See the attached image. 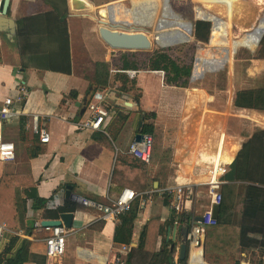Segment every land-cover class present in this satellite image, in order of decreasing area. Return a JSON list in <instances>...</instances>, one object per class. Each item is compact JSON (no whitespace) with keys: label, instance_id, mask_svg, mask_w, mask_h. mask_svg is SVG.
Masks as SVG:
<instances>
[{"label":"crops","instance_id":"crops-1","mask_svg":"<svg viewBox=\"0 0 264 264\" xmlns=\"http://www.w3.org/2000/svg\"><path fill=\"white\" fill-rule=\"evenodd\" d=\"M113 1L85 0L87 7L75 10L71 8L70 0H9L7 14L0 16V105L6 96L13 94L17 82L22 83L28 90L25 100L15 104L19 110L17 115L2 125L3 137L13 142L16 158L13 161H0V168L5 172L31 175L34 187L23 188L22 197L28 196L29 192L46 199L47 202L51 200L58 202L56 208L46 205L33 209V199L28 197L21 224L16 228L7 226L2 233L0 256L13 255L21 241L26 240L29 242L30 253L28 260L23 264H104L112 260L121 244H129L132 248L130 264H152L154 252L162 250L165 245L173 264H181L180 260H184L182 264L204 261L196 260V252L201 254V251L192 246L189 248L187 261L186 258H179L178 245L170 251L174 227L182 238L187 229L181 222L177 226L170 222L174 219V213L170 208V197L168 204L164 203L162 190L177 183L198 184L193 206L200 211L208 204L204 183L210 175L208 172L210 163L214 162V156L219 150L221 135L224 134L221 159L230 163L243 149L244 144L252 140L256 134L259 136V141L264 144V112L234 107L232 89L223 101V105H221L223 98L204 93L202 89H192V92L203 98L206 104L208 103L200 106L194 104L197 106L193 105L188 108L189 110L180 112L179 122L182 121L181 124L185 127L184 134L191 130L192 123L195 125L194 141L170 142L168 136L171 134L172 112H168L162 124L159 122L157 115L159 94L148 88L141 90V83L144 84V80L139 70H126L127 77L135 79V85L131 86L126 82V90L120 89L121 81L116 79L117 72L113 71L119 67L118 57L115 52L113 54V51L108 50L98 37L96 32L98 16L93 18L89 13L94 11V7H103ZM163 1L165 3V0ZM196 1L224 2L227 3L228 9L225 14L227 21L223 20L227 23L226 40L217 38L213 42L208 41L207 46L213 48L215 52L210 53L208 49L200 50L195 64L208 58V62L212 61L217 68L218 64H223L225 60L230 62L237 48L246 47L252 50L257 46L261 30L264 28V16L251 31H244L237 37L233 33V26L250 23L257 12L264 7V0H251L249 4L244 3L243 0ZM132 3L130 9L121 3L122 8L118 13L120 18L117 20L119 24L154 30L168 23H174L169 29L175 26L174 20L167 21L155 17V8L151 2L136 5L133 0ZM114 4L119 3L111 5ZM64 9L67 12L65 22L70 48V73L44 67L55 48L53 38L47 35L45 28L52 27L54 31L63 32L60 17ZM160 13L159 10L158 15ZM178 17L185 20L182 16ZM138 23L140 25H137ZM91 25L95 26V30ZM169 29L164 26L159 32ZM181 29L187 32L189 30L182 27ZM213 29L215 25L211 32H218V28ZM247 32L251 34L248 35ZM173 44L176 43L169 45ZM83 46H95L98 50L97 52L76 51L77 47ZM248 60L250 63L246 68L247 74L244 75L249 79L254 80L257 77L258 81H264V58L253 56ZM96 62L109 63L108 85L97 90L103 92L105 96L103 103L108 108H112L114 113L104 120L99 129L79 130L77 123L88 117L87 105L95 92L93 81ZM204 72L203 69L201 73ZM201 73L194 71L195 79H198ZM139 92L140 95L137 94ZM151 112L155 113L156 117L144 120L143 113ZM118 113L126 119L123 121L118 119L116 116ZM218 118L221 120H217ZM144 122L163 125V145L172 148V161L168 169L161 171L163 175L167 173L168 176L166 179L161 178L160 172H157L159 166L154 165L146 172L147 177H158L157 181H152V188L137 191L130 185L124 187L138 193L131 210L118 220L100 219L98 210L81 205L75 197H83L106 205L118 196L120 193L117 188L118 182L112 181L117 156L129 154L128 146L135 141L136 134L141 133V125ZM34 123L49 133L48 142L39 141L38 134L32 129ZM180 134L181 132H178V136ZM35 149L37 152L34 151ZM196 159H200L204 167L194 163ZM133 168L123 158H119L117 170L125 171L130 175V171H135ZM155 182L157 186H154ZM67 187L70 189L69 196L65 195ZM242 190L239 182L225 181L221 187L223 203L221 208L215 209V214L220 216L223 224H235L239 228L238 242L242 247L239 264H263L264 225L261 224L264 217L261 212H264V207L259 208L262 197L257 201L247 199L243 202ZM140 196L143 197V201ZM250 202V210L246 212L245 207ZM61 208L64 209L62 211L74 212V218L71 227L65 228L68 233L64 254L51 258L45 254L44 238L48 232L41 226L35 227L34 222L57 219L62 212L59 210ZM151 219L158 220L163 225L164 232L158 236L154 248L149 242L145 249L141 250L137 248L139 236ZM247 220H250V223ZM116 229H118L119 241L115 239ZM14 236H17L18 240L8 248ZM213 253L219 255L221 264L234 263V260L224 254ZM206 260V264H213L209 259Z\"/></svg>","mask_w":264,"mask_h":264},{"label":"trees","instance_id":"trees-1","mask_svg":"<svg viewBox=\"0 0 264 264\" xmlns=\"http://www.w3.org/2000/svg\"><path fill=\"white\" fill-rule=\"evenodd\" d=\"M140 1V0H139ZM166 1V0H165ZM203 2L208 7H211L222 14H226L228 5L224 2ZM137 4V0H135ZM101 8L104 12L103 17L107 19L108 15H112L115 21L119 20L118 17L119 10L122 8L121 3L110 5ZM99 10V9H98ZM166 10V9H165ZM98 13V11H97ZM168 13V12H166ZM66 9L60 17V22L62 24V31H54L52 27L45 28L47 35L52 37V41L55 43L54 51L51 52L49 56V61L44 65L46 69L53 71H62L64 73L71 72V63H70V48L68 41V32L65 22ZM207 12L204 10L198 9V17H207ZM59 16V15H58ZM226 20V19H224ZM227 21V20H226ZM226 21H221L220 23L216 22L215 29L218 28V32L210 30V22L197 20L193 26V35L197 40L206 42L209 40L213 42L214 40L222 39L226 40L227 35V23ZM187 23L188 21L185 20ZM138 28V26L136 27ZM213 29V30H215ZM210 33V35H209ZM189 34L187 31L183 30V40L189 39ZM21 36V34L19 33ZM151 40V48L156 47L158 41L154 37H149ZM259 50L256 51L254 57L264 58V35L261 38L259 44ZM56 49V50H55ZM22 50V47H20ZM200 51V50H199ZM201 52V51H200ZM138 52H121L119 55V67L116 72L121 81V90H126V82H129L131 86L135 85L134 78H128L126 70L137 71L143 68H146L150 71H161L163 73V81L165 84H174L176 86L184 87L187 83V79L190 76L191 67L189 64H180L175 61L167 52L163 50L154 51L151 54H147L148 57L146 60H139L136 58ZM145 61V62H143ZM222 65L218 64L217 67ZM203 69L206 71H212L216 68L212 61L208 62V58L204 59L203 62L197 61L194 67L195 73L202 72ZM110 75L109 63L108 62H96L95 63V75L93 81V91H96L98 88H104L108 85V78ZM198 75V74H197ZM195 75V76H197ZM232 105L240 109H253L257 111L264 112V86L254 89H240L238 88L235 91ZM118 119L121 121L125 120V116L121 114H116ZM143 119L148 118L154 119L156 117L155 113H143ZM140 132L151 137V151H150V160L148 163L143 162L136 156L132 154H118L116 164L113 170L112 181L117 183V188L121 191L126 185H130L131 188H134L137 191H143L146 189L152 188V181L158 180V177H147L146 172L148 169L154 165L159 166L162 171L163 169H168V166L171 162L172 157V148L166 147L163 145V127L161 124H155L151 122H144L141 125ZM258 134L255 137L244 144L243 149L237 154V156L232 160L229 165V171L225 174L224 180L228 182H239V187L243 190L242 201H257L262 197V202L259 203V208L264 207V144L261 143L258 139ZM106 138V137H105ZM108 140V138H106ZM109 146L110 142H109ZM35 152L36 149L34 150ZM119 158H123L129 165L134 167L135 171H130L131 174L128 175L125 171L117 170V165L119 164ZM1 167V163H0ZM127 176V177H125ZM125 177V178H124ZM34 182L29 173H14V172H5L0 168V222L6 224L11 228H16L21 224V221L25 215L27 198L30 197L33 199L32 208L39 209L46 206L47 200L44 198L38 197L36 194L27 193L28 196L22 197L21 192L23 188H33ZM113 188V186L111 187ZM229 188V187H227ZM169 195L164 193V203L168 204ZM223 203V197L221 203L216 208H221ZM251 202L248 206L245 207L246 212L250 210ZM65 208V207H64ZM67 209V208H65ZM69 209V207H68ZM73 207L70 208L72 210ZM59 210H64L63 208ZM258 213V212H257ZM260 214V213H259ZM262 217H264V212H261ZM213 216L216 218L217 223L212 226L205 228V236L203 243V256L205 259H209L213 264H221L219 262V255H215L213 252L224 254L226 257L234 260L233 264H239L240 253L242 247L238 242L239 238V228L235 224H223L220 220V216H217L215 212ZM256 216V214H255ZM121 218V216H120ZM251 219V218H247ZM172 220H170L171 223ZM179 221L183 224L185 229H189L188 219L184 215L179 218ZM250 223V220H247ZM222 223V224H221ZM257 224V223H256ZM261 225H264V221ZM116 229V240L117 238ZM164 232L163 225H161L158 220L151 219L143 227L137 248L143 250L147 243L151 242L154 248V244L157 242V238L160 234ZM115 237V236H114ZM18 240L17 236L12 237L9 242L8 248L14 245ZM119 241V240H118ZM29 242L22 240L20 246L11 256H0L1 264H23L29 258L28 250ZM132 248H130L131 251ZM200 251L201 249L198 248ZM197 249V250H198ZM130 251L126 255L125 264H130ZM196 260H203L200 253L196 252ZM152 259L154 262L152 264H173L172 257L168 253L167 245L163 249L155 251ZM184 260L179 262L182 264Z\"/></svg>","mask_w":264,"mask_h":264},{"label":"rangeland","instance_id":"rangeland-1","mask_svg":"<svg viewBox=\"0 0 264 264\" xmlns=\"http://www.w3.org/2000/svg\"><path fill=\"white\" fill-rule=\"evenodd\" d=\"M244 3H248L251 0H243ZM247 1V2H246ZM133 0H114L112 3H122L124 4L127 8H132L133 6ZM147 2H151L154 5L155 8V17H161L166 19L167 21L174 20L175 26L172 29L166 30V31H160V29L154 30L153 28H145L142 27L141 29H145L146 34L149 37H154L155 40L158 41L157 46L154 48H151L149 51H138L136 54V58L139 60H146L148 55L151 54L154 51L158 50H163L167 52L175 61H177L180 64H189L191 67V73L193 72L194 69V64H195V59L197 57V53L199 50H206L208 49L210 53L215 52L213 48L208 47V40L206 42L197 40L195 36L193 35V26L195 21H197L198 17V9L200 8L201 10H204L207 13L213 14L220 19L224 20L226 19L225 15L222 14V12H219L211 7H208L201 1H196V0H169V5L171 8L174 10V12H177L179 16H182L185 18L187 21H191L192 23V31L189 34V39L185 42L178 43L183 40V35H182V29H181V24L185 23V20L182 18H171L169 13H166L167 11L165 10V3L163 0H137L136 5H143ZM249 4V3H248ZM104 7V6H103ZM102 6L95 8L91 16L95 18L97 15L99 18V15L97 13V10L100 8H103ZM111 7V6H110ZM159 10L161 13L158 15ZM165 13V14H164ZM167 14V15H166ZM113 15V14H112ZM264 16V7H262L254 17V19L248 23V24H243L242 26L240 25H234L233 26V33L234 35L240 36L244 31H251L253 27H255L261 17ZM93 24V22H91ZM90 23V24H91ZM95 24V23H94ZM249 26L246 29L244 28L245 26ZM92 28L95 30V26L91 25ZM133 27H137L136 25L133 26H125L128 31H132ZM159 32L155 33L153 32ZM153 33V36H152ZM210 35V33H209ZM263 37V36H262ZM261 41V39H260ZM259 43L254 49H249L246 47H239L237 50L234 52L231 61L226 62L220 69L214 70V71H206L203 73L201 77H199L196 80H191L190 76L187 79V83L184 87L181 86H176L174 84H165L163 81V75L161 72L158 71H150L147 70L146 68H143V65H141V71L142 73V78L144 80V84L141 83V90L143 88H148L149 90H152L153 92L159 94V101H158V108H157V115H158V120L162 124L163 118L168 116V112L171 111V122H170V128H171V134L168 136V139L170 142L177 141L178 143L182 140L183 142H193L194 141V132H195V125L192 123L190 125L191 130H188L187 134H184L185 132V127L179 122V116L180 112L189 110L191 106L194 104H197L200 106L201 105H207L205 100L203 98H200L199 96L196 95L195 92H192V89H202L204 93L207 94H212L216 95L219 98H223L221 105H223V101L226 100L228 94L232 93L233 96L235 94V91L238 88H244V89H254V88H260L263 87L264 81H258L259 78H254L249 79L244 74H247L246 68L249 65V58H252L255 54L256 51L259 50ZM171 43H176L173 45L168 46ZM166 46V47H163ZM116 54V56L119 58V55L121 54L122 51H113V54ZM131 53V52H129ZM145 62V61H143ZM246 76V77H245ZM252 77V76H251ZM255 77V76H254ZM228 78H229V86L230 89L228 90ZM140 95V92L137 93ZM194 105V106H197ZM233 111V109H231ZM230 116V115H229ZM227 120L228 121V118ZM221 120V119H217ZM227 125V122L225 126ZM163 126V125H162ZM178 132H181V134L178 136ZM184 134V135H183ZM181 137V138H180ZM180 140V141H179ZM200 158V157H199ZM172 161V160H171ZM199 167H204L202 164V161L200 159H196L194 162ZM158 168V169H157ZM156 169L158 170L157 172H160L161 178H167L168 174L163 175L161 173L162 169L160 167H157ZM210 168V167H209ZM163 172V171H162ZM203 260L207 262V260L203 256Z\"/></svg>","mask_w":264,"mask_h":264},{"label":"built area","instance_id":"built-area-1","mask_svg":"<svg viewBox=\"0 0 264 264\" xmlns=\"http://www.w3.org/2000/svg\"><path fill=\"white\" fill-rule=\"evenodd\" d=\"M26 96H28L27 88L22 83L17 82L13 94L6 96L0 105V161H13L16 158L15 146L13 142L3 137L2 125L17 115L19 110L15 107V104L24 101ZM104 97L103 92L98 90L92 94V100L87 105L88 117L77 123L79 130L99 129L104 120L112 116L114 110L103 103ZM32 129L38 134L40 142H48L49 133L44 128H39L34 123ZM150 151L151 137L149 135L144 136L139 142L133 141L128 146V152L145 163L150 160ZM229 165V161L222 159H217L210 163V168L208 169L210 176L204 183L208 204L200 211L193 206L199 188L198 184L177 183L162 190V193L166 192L170 197V208L174 213V225L180 224V217L188 216L187 219L190 225L186 238L190 246L194 248L202 250L205 228L217 223L216 218L213 216V207L218 206L222 201L221 187L225 183L224 176L229 171ZM137 196L138 193L134 190L123 188L118 196L106 205L78 196L75 197V200L81 205L98 210L100 219L118 220L120 216L131 210ZM140 198L143 201V197L140 196ZM57 203L56 200H51L46 205L50 208H56L58 206ZM34 226L40 227V222L35 221ZM6 228V224L0 222V246L2 233ZM42 228L48 232L44 238L46 256L51 258L62 256L65 251L67 230L63 226H45ZM130 248L129 244L119 245L112 260L104 264H125L126 255ZM262 262L264 264V256Z\"/></svg>","mask_w":264,"mask_h":264},{"label":"water","instance_id":"water-1","mask_svg":"<svg viewBox=\"0 0 264 264\" xmlns=\"http://www.w3.org/2000/svg\"><path fill=\"white\" fill-rule=\"evenodd\" d=\"M71 8L75 10H81L87 7V3L85 0H70ZM111 5V4H107ZM105 5L104 7H106ZM9 0H0V16H5L8 11ZM110 7V6H109ZM104 12L101 8L98 10V23L96 26V32L98 34L99 39L105 44L108 50L111 51H122V52H138V51H149L151 49V40L146 34L147 31L145 29L133 27L132 31H128L125 26H119V23L115 21L112 15H108L107 19L103 17ZM212 17H200L197 18L201 21L210 22V30L212 29L215 20L220 19L215 15H211ZM192 31V23H190L188 33ZM264 35V29L261 30L260 39ZM260 41V40H259ZM259 43V42H258ZM97 47L95 46H83L77 47V52H97ZM203 73L200 74L201 77ZM190 78H193V74L191 73ZM145 134L137 133L135 136V141L139 142ZM154 186H157V182L154 183ZM70 189L67 187L65 191V195L69 196ZM217 206L213 207V213L215 212ZM74 218V212L72 211H62L59 213V217L57 219H45L40 222L41 227L45 226H63L68 229L72 225V221ZM170 232V228H168ZM188 230H185L183 233V238L180 237V234L176 233V227L173 230V236L171 238L172 243L170 244V251H172L178 245V253L180 259H185L187 261L188 251L190 248V244L186 238ZM179 241V243H177ZM201 256L203 258V248L201 250ZM198 264H206L205 261Z\"/></svg>","mask_w":264,"mask_h":264},{"label":"bare ground","instance_id":"bare-ground-1","mask_svg":"<svg viewBox=\"0 0 264 264\" xmlns=\"http://www.w3.org/2000/svg\"><path fill=\"white\" fill-rule=\"evenodd\" d=\"M165 6H166V10L168 11V13H169L170 16H172V17H177V16H179L178 13H177V12H174V10H173V9L171 8V6L169 5V0H166V1H165ZM211 15H213V14L208 13V14H207V17L211 18V17H212ZM221 21H222L221 19L215 20L214 25H216V22H217V23H220ZM190 23H191V21H188L187 23H185V25H182V28L189 29L188 25H190ZM135 24H136V23H135ZM120 25H121V26H125V25L119 24V26H120ZM137 25H140V24L138 23ZM173 25H174V23L164 24V25L159 26L158 29H162V28H164V26H165L166 28H170V27H172ZM214 25H213V27H214ZM213 27H212V28H213ZM263 29H264V28H263ZM263 29H262V30H263ZM247 34L249 35V34H251V32H247ZM260 34H261V33H260ZM259 40H260V36H259L258 42H259ZM257 44H258V43H257ZM169 46H170V45H169ZM196 60H197V58L195 59V61H196ZM226 62H227V61L225 60L224 63H223L222 65H220L219 67L213 69L212 71L220 69V68H221ZM194 67H195V66H194ZM192 74H193V78H192L191 80H196L195 77H194V69H193ZM219 142H220V143H219V150H218L217 154L214 156V158H215L214 161H216L217 159H221V154H222V152H223L224 134L221 135V140H220ZM208 163H209V162H208ZM208 172H209V170H208ZM209 174H210V173H209ZM209 176H210V175H209ZM202 262H203V261H194V262H191V264H198V263H202Z\"/></svg>","mask_w":264,"mask_h":264}]
</instances>
